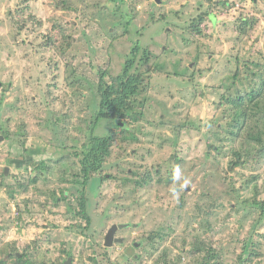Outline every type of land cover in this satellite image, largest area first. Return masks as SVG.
<instances>
[{
    "label": "rangeland",
    "instance_id": "obj_1",
    "mask_svg": "<svg viewBox=\"0 0 264 264\" xmlns=\"http://www.w3.org/2000/svg\"><path fill=\"white\" fill-rule=\"evenodd\" d=\"M136 45L132 72L150 78L137 120L97 121L102 76L114 82ZM253 62L264 72V0H0V264L16 251L28 264L63 252L76 264H264V213L244 203L254 177L264 201V159L229 137L225 98L259 81ZM92 128L115 143L79 216ZM234 146L245 164L231 170ZM139 176L153 181L124 183ZM113 225L124 242L106 249Z\"/></svg>",
    "mask_w": 264,
    "mask_h": 264
},
{
    "label": "trees",
    "instance_id": "obj_2",
    "mask_svg": "<svg viewBox=\"0 0 264 264\" xmlns=\"http://www.w3.org/2000/svg\"><path fill=\"white\" fill-rule=\"evenodd\" d=\"M206 1L211 2L212 0ZM241 18L242 19L238 24V30L240 33H246L251 27V20L248 17ZM140 50V47L136 45L132 55H130L125 63L124 71L118 75L116 79H114V82H104L105 77L104 75L102 76L101 84L98 89L101 97V103L99 112L96 116L97 121L104 119L118 120V122L121 120H137L138 115L135 109L137 105H139L138 97L146 89L147 84H149L150 81V78H145L144 73H139V71L132 72ZM144 53L145 61L148 57L146 52ZM246 65L248 75L250 73L253 74V76L259 78V81H254L255 78L253 79V83L250 84L249 90L245 96H233L231 94L228 97H225L232 107L231 119L228 123L231 128L228 130V134L235 143L239 142L241 139L256 143L258 145V156L261 159H264V72L258 70L256 66L259 64L256 62L252 63V68L249 63H246ZM238 74L239 73L237 72L235 79L238 78ZM144 104V102L141 103L142 106H144ZM124 124L126 123L124 122ZM117 126H119V123H117ZM127 127L128 124L124 128ZM92 129L93 131L89 136L88 143L84 146V151L79 154V176L83 179V188L81 189L82 199L79 201V206L83 210L77 213L79 216H84V209L86 210V186L90 182V179L103 170L107 160L112 155L113 145L115 143V137L113 135L110 134L107 136H101L94 132V128ZM230 152L233 154L234 158L236 157V160L230 163L231 170L245 164V161L242 160V153L237 146L232 147ZM178 161H181V159H178ZM38 167L42 169V167L45 168L46 166H44L43 163L41 167ZM148 180L153 181L151 178L147 179L144 176H139V179H126L124 183L131 181L137 186H143L146 182H148ZM162 180L170 182L171 178H162ZM257 181V177L247 179L246 185H249V183L252 184L251 186L253 187L254 194L253 197L248 198L244 203H249L255 208H261L264 213V201H260L257 197L260 194V188ZM87 222L88 227L91 224V218L88 216ZM249 246L250 245L248 243L244 245L245 254H250L255 257L257 253L251 252L249 250ZM12 255L15 257L14 264H25L27 262L23 259V257H20L17 254V251ZM213 256L215 257V254H213ZM207 257H205L206 259L202 262L203 264H209ZM244 258V256L240 257V264L246 263ZM215 264H221V262H216Z\"/></svg>",
    "mask_w": 264,
    "mask_h": 264
},
{
    "label": "water",
    "instance_id": "obj_3",
    "mask_svg": "<svg viewBox=\"0 0 264 264\" xmlns=\"http://www.w3.org/2000/svg\"><path fill=\"white\" fill-rule=\"evenodd\" d=\"M127 227L128 224H123L120 225V227ZM119 228V225H113L111 229L108 231L106 238H105V246L111 247L114 245L115 242H122L124 239L123 238H116L115 233L116 230Z\"/></svg>",
    "mask_w": 264,
    "mask_h": 264
},
{
    "label": "flooded vegetation",
    "instance_id": "obj_4",
    "mask_svg": "<svg viewBox=\"0 0 264 264\" xmlns=\"http://www.w3.org/2000/svg\"><path fill=\"white\" fill-rule=\"evenodd\" d=\"M116 237V236H115ZM117 238V237H116ZM122 242H124V240L122 241ZM133 246L134 247H137V245H136V243H134L133 244ZM113 247V246H112ZM112 247H107V246H104V248H106V249H108V248H112ZM125 254H127L128 255V252H126ZM96 257L98 258V256L96 255ZM63 258L64 259H62V264H76V259H75V256H73L72 255V253L71 252H63ZM47 259V258H46ZM93 259H95V257L93 258ZM55 261V260H54ZM51 262H48V261H46V262H42L41 264H50ZM55 263H57V262H55ZM55 263H52V264H55ZM96 262H94V264H95ZM25 264H28V262H26ZM36 264H40L39 262H37ZM57 264H61V262H59V263H57Z\"/></svg>",
    "mask_w": 264,
    "mask_h": 264
}]
</instances>
